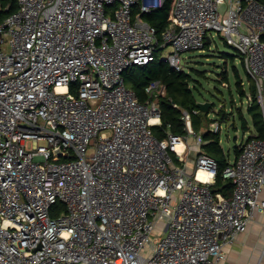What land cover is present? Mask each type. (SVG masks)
I'll return each instance as SVG.
<instances>
[{"label":"built area","instance_id":"2783aa9c","mask_svg":"<svg viewBox=\"0 0 264 264\" xmlns=\"http://www.w3.org/2000/svg\"><path fill=\"white\" fill-rule=\"evenodd\" d=\"M163 1L16 0L0 17V264H220L264 212V139L241 141L223 170L230 197L213 193L217 163L192 114L181 111L184 134L156 138L164 86L152 81L140 102L123 77L166 47L180 71L181 54L218 33L242 56L264 121V4L175 0L158 34L143 15Z\"/></svg>","mask_w":264,"mask_h":264},{"label":"trees","instance_id":"16d2710c","mask_svg":"<svg viewBox=\"0 0 264 264\" xmlns=\"http://www.w3.org/2000/svg\"><path fill=\"white\" fill-rule=\"evenodd\" d=\"M174 1L175 0H164L161 7L143 15V18L156 28L158 34H160L173 20ZM259 1L264 4V0ZM6 6H8L7 10H5ZM16 9V0H0L1 18L15 11ZM208 43L209 42L205 41L204 46H207ZM220 53L222 54L220 57L225 60V63L230 62L232 64V70L235 78V87L239 92L240 97H244L246 95V91L243 87V82L239 72L233 64L235 59L239 56V60L244 67L242 56L238 51L236 53L237 55L226 52ZM190 69L194 73L200 75V71L193 68ZM123 77L126 86L135 91L140 102H144L147 99L145 87L149 83L154 80H159L164 86V94L161 95L158 93L156 95L157 103L161 110V124L152 126V132L156 138L164 139L168 132L173 134H184L186 131L184 129V123L181 119V111L184 109L192 114L193 129L201 133L204 143L201 146V151L202 148H204V153L215 159L217 163L215 181L211 185V190L213 193H220L227 198L230 197L233 189V183L230 179L223 177V170L229 164V159H227L219 145L220 131H211L208 127V123L211 122V119L208 122H205L208 112L199 111L200 108L197 105L196 98L194 96V91H198V87L195 85V80L193 79L190 72L184 67L182 70L176 71L166 60L157 57L146 65L130 66L123 72ZM220 77L225 78V80L228 81V73L225 67L222 73H220ZM247 77L249 80L248 92L251 96H249V101L247 100L246 111L250 115L251 124L254 129L248 138L256 137L259 139H264V121L260 106L256 100L255 84L248 74ZM194 110L196 113L193 112ZM238 110L242 122V128L244 131H246L248 130L247 120L243 116L241 107H239ZM221 114H224V116H222V118H224L225 113H222V110L219 111V115ZM205 123H207V128L202 129L203 127H206V125H204ZM240 151L241 145H236L234 147V157H236Z\"/></svg>","mask_w":264,"mask_h":264},{"label":"rangeland","instance_id":"374dc122","mask_svg":"<svg viewBox=\"0 0 264 264\" xmlns=\"http://www.w3.org/2000/svg\"><path fill=\"white\" fill-rule=\"evenodd\" d=\"M211 34L212 39L210 43H208V47L204 46L202 50L183 52L181 57L184 63V68L190 72L195 80V85L198 87L199 92L194 91L196 103H208L207 110L199 111L208 112L205 118V122H208L211 119V122L208 124H214L216 122L221 123L219 145L227 159L232 160L234 159V147L240 145V142L245 140L253 131L250 115L246 111L247 100L249 101V96H251L248 92L249 80L242 63L239 60L240 57L238 56L233 64L239 72L243 87L246 91V95L241 98L235 87L232 64L230 62L225 63V60L220 57V55L222 56L220 52L237 55V50L234 49V47L227 45L222 35L213 32ZM169 51L170 48L166 47L164 51L161 52V58H165ZM224 67L227 69L228 81H226L225 78L220 77V73H222ZM190 68L200 71V75L191 71ZM239 107H241L243 116L248 123V130L246 131L242 128L241 118L238 113ZM220 110H222V113H225L224 118H222L224 114L219 115ZM204 125H206V127H203L202 129L207 128V123ZM189 143H193V140L190 139ZM204 150L205 149L202 148L203 152ZM195 151L196 150H193L188 157V160L191 161L189 168L193 166ZM62 209L63 207L56 204L52 208L51 216H55ZM161 224L163 225V223ZM159 234L160 230L156 229L151 240L159 236ZM143 252L148 255L150 252V246L147 245Z\"/></svg>","mask_w":264,"mask_h":264},{"label":"crops","instance_id":"0c3cea01","mask_svg":"<svg viewBox=\"0 0 264 264\" xmlns=\"http://www.w3.org/2000/svg\"><path fill=\"white\" fill-rule=\"evenodd\" d=\"M260 198L264 199V186ZM220 264H264V212L254 211L246 230L226 246Z\"/></svg>","mask_w":264,"mask_h":264},{"label":"water","instance_id":"95a60500","mask_svg":"<svg viewBox=\"0 0 264 264\" xmlns=\"http://www.w3.org/2000/svg\"><path fill=\"white\" fill-rule=\"evenodd\" d=\"M7 9H8V6L5 7V10H7ZM206 41L209 42V38H207ZM197 105L199 106L201 111L207 110L208 103L198 102Z\"/></svg>","mask_w":264,"mask_h":264},{"label":"bare ground","instance_id":"6f19581e","mask_svg":"<svg viewBox=\"0 0 264 264\" xmlns=\"http://www.w3.org/2000/svg\"><path fill=\"white\" fill-rule=\"evenodd\" d=\"M180 146V145H179Z\"/></svg>","mask_w":264,"mask_h":264}]
</instances>
